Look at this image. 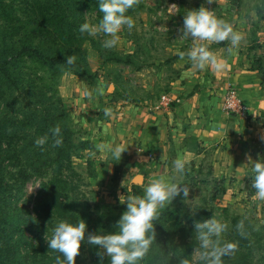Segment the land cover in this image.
<instances>
[{
  "label": "rangeland",
  "instance_id": "1",
  "mask_svg": "<svg viewBox=\"0 0 264 264\" xmlns=\"http://www.w3.org/2000/svg\"><path fill=\"white\" fill-rule=\"evenodd\" d=\"M202 5L214 10L218 18L230 22L235 30L244 34V40L235 53L244 57V66L251 76L252 92H245L247 111L243 116L228 115L240 121L241 134L233 141L227 137L216 139L209 148L208 145L204 147L200 161L187 164L181 183L189 185L188 198L194 199L191 203L197 209L195 215L191 214L180 196L169 202L158 220L153 222L155 241L141 264H149L146 260L151 255L161 260L158 264H174L173 257L177 262L180 257L191 259L192 253L186 255L180 251L179 231L183 229L188 241L194 236L193 220L208 219L213 214L228 224L223 238L238 242L235 254L224 258L225 264H264V200L256 198L255 190L251 188L250 171L245 165L246 153L253 161L264 159V141L260 138L264 135V0H217L211 4L206 0H139L126 12L135 21L133 29H122L119 44L113 49L101 46L103 35L94 38L85 34L78 44L75 39L71 44L66 40L58 45L43 41L35 30V21L40 19V6H35L34 13L19 14V27L14 30L17 33L9 37L7 46H20L29 41L50 54H75L76 61L88 77L82 75L77 66L63 69L56 76L30 59H23L24 62L16 61L10 72L18 89L10 88L0 80V87L5 92L4 103L9 104L16 114L26 113L28 108L42 107L47 109L46 114L53 121L55 108H59L56 113L62 119H58L54 126L59 124L62 133L66 124L74 144L70 165L59 177L58 167L51 161L49 144L43 148L49 157L48 167H44L41 178L33 177L19 185L12 179L15 170L11 166L0 175V192L6 191L7 204L14 208V221L5 222L6 237L0 235V264H55V258L60 254L48 248L46 238L51 237L59 219L39 195L41 182L55 177L66 184L65 202L76 211L75 214L101 234L115 231L116 222L126 208L119 197L135 194L134 186L139 187L137 190L142 195L143 186L147 184L145 181L150 176L146 172L130 171L125 166L129 162L124 158L125 153L121 158H114L111 154L97 151L95 146L110 141L133 149L128 155L136 152L135 146L127 147L125 143L127 135L124 131L127 129L123 130V125L127 127L125 120L131 114L125 111V106L131 105L130 108L134 109L146 101L150 105L145 108L154 107L164 91L165 80L153 82L151 93L145 89L146 85L150 86L148 73L152 69L166 71L170 61L179 58L178 51L187 52L192 46L191 38L179 39L181 32L178 29L182 28L184 14ZM101 16L97 10L84 12V20L90 23H97ZM12 24L0 23L2 33H11ZM215 45L223 49L228 46L227 41ZM101 86H104L103 94L99 91ZM85 90L91 92V97L84 95ZM105 108L111 109L110 115L104 114ZM40 128L33 126L26 130L35 140L41 136ZM115 129L121 135L114 133ZM5 163L10 164L9 161ZM136 174L143 176L141 185L130 183V178ZM234 219L244 220L247 237L237 233ZM2 223L0 221V227ZM108 227L112 228L107 231ZM239 238L246 239L240 243ZM89 263L90 259L84 252L75 257V264Z\"/></svg>",
  "mask_w": 264,
  "mask_h": 264
},
{
  "label": "clouds",
  "instance_id": "2",
  "mask_svg": "<svg viewBox=\"0 0 264 264\" xmlns=\"http://www.w3.org/2000/svg\"><path fill=\"white\" fill-rule=\"evenodd\" d=\"M138 2L139 0H98L101 18L97 23L88 21L81 23L78 30L81 34L86 33L94 38L103 35L105 38L101 46L113 49L119 44V33L122 29L128 31L133 29L135 21L132 16L126 15V12L134 8ZM214 2L217 3V0H206L208 4ZM178 31L181 32L179 39L191 38L193 42L187 52L177 53L182 61L187 57V62L191 65L189 70L182 73L185 78L193 76L195 70L208 69L215 73L226 70L227 58L235 54L244 40L242 32L235 30L230 22L218 18L214 10L203 5L184 14L182 28ZM224 41H227L228 46L222 50L223 55L208 47L210 43ZM75 60V54H69L65 56L64 63L72 65ZM99 91L103 94L104 86H101ZM84 95L91 97V92L85 90ZM103 111L105 115L111 113L110 108ZM49 133L51 145L60 146L63 140L59 124L51 127ZM260 138L264 141V135ZM49 139L48 133L38 136L34 140V145L43 150L42 146L48 143ZM95 147L97 151L111 154L114 158H121L122 152L126 149L123 145L110 141L98 143ZM245 155L247 159L245 165L250 171L251 188L255 190L257 199L264 200V159L257 158L253 161L249 154ZM187 164V156L178 152L171 161L170 171L166 175L151 179L143 186L142 195L128 194L124 198L120 196V203L126 204V208L116 222L113 232L103 234L89 232L85 236L86 223L83 219L75 223L59 220L52 229L51 237L46 238L48 248L60 254L56 256L55 264H75V257L79 254L82 242L98 246L96 254L101 258L106 255L108 264H141L155 241L153 222L158 220L161 211L169 202L172 203L174 198L180 196L188 205L191 214L195 215L197 209L191 203L194 199L188 198L189 185L181 183L187 171ZM132 179L135 180V177ZM192 225L196 244L191 259L180 257L177 264H224V258L235 254L238 242L223 238V234L228 230L226 222L213 214L208 219L193 220ZM235 228L241 237H247L243 219L237 222Z\"/></svg>",
  "mask_w": 264,
  "mask_h": 264
},
{
  "label": "trees",
  "instance_id": "3",
  "mask_svg": "<svg viewBox=\"0 0 264 264\" xmlns=\"http://www.w3.org/2000/svg\"><path fill=\"white\" fill-rule=\"evenodd\" d=\"M37 5L40 6L38 10L40 19L35 21V23H37V26H35L37 37L43 41H52L57 45L66 40L67 44H71L73 43L72 39H75L74 41L78 44L83 39L82 36L86 34H81L78 30L80 24L85 21L84 12L86 10L99 11L98 0H0V23H13L12 29L10 30L12 31L11 33L8 32L5 34L0 30V35H3L0 38L2 40V43H0V80L7 83L10 88H14L15 90L18 89L17 81L10 72L14 63L16 61L24 62L23 59H30L31 62L54 73L56 76H58L63 69L77 66L82 75L88 77V75L84 73L82 66L76 60L72 65H68L64 63L65 56H62V54L47 53L29 41L21 43L20 46H7L9 37H12L13 33H17L14 30L19 27L17 24L19 21V14H24V12L29 13V11L32 12ZM54 34L56 36L53 37ZM39 42L41 41L39 40ZM74 45L75 43L73 47ZM115 61L121 62L119 59H115ZM4 100L5 92L4 89L0 87V175L6 168L11 166L12 170H15L12 179L16 182L18 181L19 185L24 184L33 177L41 178L43 176L44 167H48L47 157H49V154L44 149L41 150V147L34 145L33 137L28 134L26 130L27 127L30 128L35 126L41 127V136L48 133L50 137L46 144L51 146V161L57 165L59 177L63 171L67 170L74 152V144L71 140L72 133H70L66 124H64V131L61 133L63 140L62 144L60 146L51 145V134L49 133V129L54 126L58 119H62L58 117L56 113L59 108H55L52 121V118L49 120L46 114V108H28L26 109V113L21 111L16 114L9 104L4 103ZM57 102H59V100H57ZM48 121L50 123L46 125ZM44 146L42 147L44 148ZM5 161H9L10 164L5 163ZM1 182L2 181H0V184ZM65 186L66 184L63 185V181L57 177L53 180H48V182L42 181L39 192L40 200L44 202L47 208L54 212L57 219L75 223L81 218L78 214H75L76 211L71 209L65 202V198L67 197ZM134 187H136L135 194L141 195L137 190L139 187ZM8 190L10 192L9 188ZM0 194H2L0 196V221H3L0 227V235L6 237L4 230L5 222L14 221V208L9 207L7 204L8 200L4 196L6 191L3 190ZM238 221L239 220L234 219L235 224H237ZM111 228L112 227H108L107 231ZM11 229L13 232L14 226H12ZM89 232L93 234L100 233L97 228L86 223L85 236H87ZM179 232L177 239L181 246L180 251H182V254L186 255L192 253L196 244L193 236L186 241L187 237L183 229ZM244 239L246 238H239V242L242 243ZM243 247H245V244H243ZM97 250L98 246L82 242L79 252H84L89 257V264H108V257L105 255L101 258L96 254ZM152 256L153 255L149 256L146 260L147 263H160L161 260L158 257ZM175 258L176 257H173L172 260L174 259V264H177V259ZM225 263L224 261V264Z\"/></svg>",
  "mask_w": 264,
  "mask_h": 264
},
{
  "label": "crops",
  "instance_id": "4",
  "mask_svg": "<svg viewBox=\"0 0 264 264\" xmlns=\"http://www.w3.org/2000/svg\"><path fill=\"white\" fill-rule=\"evenodd\" d=\"M210 45V50L224 54L223 48L215 43ZM214 46L215 49L212 48ZM170 62L166 71L152 69L148 73L150 86L146 85L145 88L152 93L153 82L165 80L163 92L174 100L168 110L160 112L154 111V107L145 108L150 105L146 101L134 109L130 108L131 105L125 106V111L131 113L125 120L127 127L123 125V130L127 129L124 131L127 135L125 143L127 147L132 145L137 148L130 155L133 149L126 148L122 152L125 153L124 158L129 160L125 166L133 172H146L150 177L145 183L166 175L178 152L187 156L188 163L200 161L204 147L208 145L209 148L216 139L227 137L233 141L235 136H239L240 121L222 111L221 98L227 84L237 89L244 103H247L245 94L252 92L250 72L244 66V57L237 53L227 58L226 70L220 73L208 69L195 70L190 78L182 76L184 71L191 68L187 57L183 61L176 58ZM114 133L121 135L116 129Z\"/></svg>",
  "mask_w": 264,
  "mask_h": 264
},
{
  "label": "built area",
  "instance_id": "5",
  "mask_svg": "<svg viewBox=\"0 0 264 264\" xmlns=\"http://www.w3.org/2000/svg\"><path fill=\"white\" fill-rule=\"evenodd\" d=\"M174 103L173 98L168 93H162L154 104V111H166ZM221 109L228 115L243 116L247 111L246 106L239 96L237 89L227 84L221 98Z\"/></svg>",
  "mask_w": 264,
  "mask_h": 264
},
{
  "label": "water",
  "instance_id": "6",
  "mask_svg": "<svg viewBox=\"0 0 264 264\" xmlns=\"http://www.w3.org/2000/svg\"><path fill=\"white\" fill-rule=\"evenodd\" d=\"M135 177V180L132 178ZM130 183L134 185H141L143 183V176L140 174H136L130 178Z\"/></svg>",
  "mask_w": 264,
  "mask_h": 264
}]
</instances>
